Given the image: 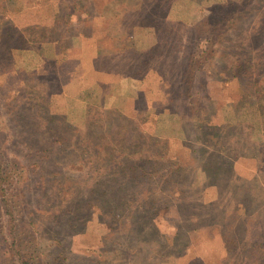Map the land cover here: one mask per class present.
<instances>
[{"label": "rangeland", "instance_id": "1", "mask_svg": "<svg viewBox=\"0 0 264 264\" xmlns=\"http://www.w3.org/2000/svg\"><path fill=\"white\" fill-rule=\"evenodd\" d=\"M11 160L0 264H264V0H0Z\"/></svg>", "mask_w": 264, "mask_h": 264}, {"label": "trees", "instance_id": "2", "mask_svg": "<svg viewBox=\"0 0 264 264\" xmlns=\"http://www.w3.org/2000/svg\"><path fill=\"white\" fill-rule=\"evenodd\" d=\"M234 17V16H232ZM231 17V18H232ZM227 15H223L220 19V22L222 23L223 20H226ZM223 24V23H222ZM218 37L224 36V34L221 33H217ZM9 165L5 166L2 162H0V189L1 191L4 192H8L7 187L13 182V180L17 183H19L18 179H16L17 177H19V175H15L16 171H15V167H16V161L15 160H11L9 161ZM8 167H12L11 170H7ZM15 178V179H14ZM27 181H23L21 180L22 185L26 184ZM8 196V197H7ZM10 195L5 194L4 195V205H3V209L6 211V213H8L11 217H10V224H11V228L14 230L16 228L15 226V221L16 219L13 217V212L11 211V206L9 204H11L10 201ZM10 208V209H9ZM32 260V259H31Z\"/></svg>", "mask_w": 264, "mask_h": 264}, {"label": "crops", "instance_id": "3", "mask_svg": "<svg viewBox=\"0 0 264 264\" xmlns=\"http://www.w3.org/2000/svg\"><path fill=\"white\" fill-rule=\"evenodd\" d=\"M143 43H144V44H147V41H144Z\"/></svg>", "mask_w": 264, "mask_h": 264}]
</instances>
